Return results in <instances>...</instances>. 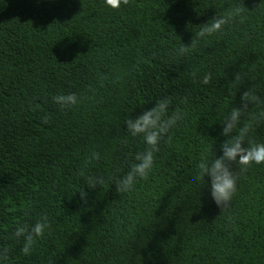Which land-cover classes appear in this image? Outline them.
Listing matches in <instances>:
<instances>
[{
  "label": "trees",
  "instance_id": "16d2710c",
  "mask_svg": "<svg viewBox=\"0 0 264 264\" xmlns=\"http://www.w3.org/2000/svg\"><path fill=\"white\" fill-rule=\"evenodd\" d=\"M235 8L223 32L199 37ZM250 87L264 95V0H0V249L9 264H264V165H232L237 192L226 209L196 179ZM62 93L82 101L62 111L53 101ZM164 97L168 115L184 118L162 138L148 179L118 191L147 147L126 120ZM250 139L264 141V122ZM97 174L105 184L87 188ZM42 215L51 228L25 257L12 233Z\"/></svg>",
  "mask_w": 264,
  "mask_h": 264
},
{
  "label": "clouds",
  "instance_id": "9594fccd",
  "mask_svg": "<svg viewBox=\"0 0 264 264\" xmlns=\"http://www.w3.org/2000/svg\"><path fill=\"white\" fill-rule=\"evenodd\" d=\"M240 9L235 8L220 17H214L201 27L199 37H207L223 32L226 25L230 24L234 17L240 14ZM195 47L182 45L178 55L185 54L189 48ZM211 76L206 74L201 83L207 85ZM243 76L237 73L232 82L236 89L243 83ZM53 101L60 110L72 109L79 105L82 97L76 93L59 94L53 97ZM171 100L164 97L155 101L153 107L142 111L135 118L126 120V130L132 137H140L147 146L146 149L135 156V162L130 166L126 175L117 181L118 191L128 192L134 189L139 180L148 179L155 165V154L159 151L162 138L184 118V113L176 111L168 115ZM251 106V107H250ZM252 109H258L254 112ZM264 122V95L254 88H248L240 95L239 104L233 106L223 117L220 135L224 138L219 144V155L207 150L201 155L198 164L196 179L204 187H207L211 200L217 207L226 209L230 206L237 192V171H233L232 165L239 166L241 170L251 165H264V141L250 139L254 127ZM91 159H101L98 152H92ZM106 182L104 175H92L88 177L87 188L96 189ZM80 198L87 201L88 193L84 188L79 192ZM51 228L47 215H42L34 224L18 223L12 233L16 239L23 240L22 254L30 256L43 236ZM0 264H9L8 249H0Z\"/></svg>",
  "mask_w": 264,
  "mask_h": 264
}]
</instances>
